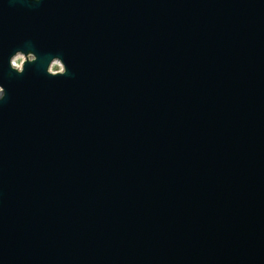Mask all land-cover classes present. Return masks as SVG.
Masks as SVG:
<instances>
[{"label": "water", "instance_id": "1", "mask_svg": "<svg viewBox=\"0 0 264 264\" xmlns=\"http://www.w3.org/2000/svg\"><path fill=\"white\" fill-rule=\"evenodd\" d=\"M0 264H264V0H0Z\"/></svg>", "mask_w": 264, "mask_h": 264}, {"label": "rangeland", "instance_id": "2", "mask_svg": "<svg viewBox=\"0 0 264 264\" xmlns=\"http://www.w3.org/2000/svg\"><path fill=\"white\" fill-rule=\"evenodd\" d=\"M57 69H58L57 66H53L52 68L53 71H56Z\"/></svg>", "mask_w": 264, "mask_h": 264}]
</instances>
